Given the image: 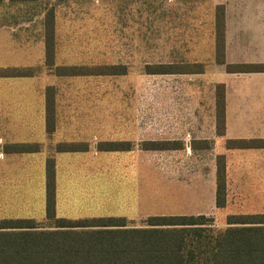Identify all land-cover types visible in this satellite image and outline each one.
Here are the masks:
<instances>
[{
	"label": "rangeland",
	"instance_id": "1",
	"mask_svg": "<svg viewBox=\"0 0 264 264\" xmlns=\"http://www.w3.org/2000/svg\"><path fill=\"white\" fill-rule=\"evenodd\" d=\"M217 2H252L249 5L258 11L260 7H264V0H2L0 21H23L44 15L46 7L51 4L58 21L69 15L82 22L77 24L84 27L85 33L96 35L97 47L100 49L96 56L98 61H119L121 48L137 47L143 50L145 63L191 59L202 61L204 81L212 79L229 84L232 80L240 82L249 78H264V75L227 74L220 64L214 62L212 7ZM28 47L31 49L24 54H0V64H30L37 70L32 76L11 78H38L46 82L59 78L52 73L39 72L40 48L35 46V41L29 43ZM69 59L66 57L64 61L69 62ZM226 60L264 61V50L256 45H247L234 55L228 53ZM157 76L145 72L143 109L146 138H152L153 121L162 116L159 114L184 107L183 102L179 103L178 100L171 104L165 101L168 94L182 93L177 88L169 91L167 81L162 80L160 83ZM160 84L164 88H160ZM200 88L195 87L193 90L195 109L198 108V99L201 98L204 106L208 97L207 84ZM246 117L233 120L228 118V129L222 136L216 137L214 151L212 144L209 148L192 151L193 162L185 172L192 181V194L188 195L187 200L183 193L172 194L153 189L152 182L156 176L152 165V150H145V166L140 169L142 172L138 185L133 183L135 172L132 168L111 157L120 155L122 151H97L95 155L91 149L93 139L66 134L67 137L86 138L91 148L83 152H55L53 144L61 135H48L42 130L40 120H6L9 127L1 130L3 141H38L41 148L39 153H4L0 157V218L31 217L36 221H43V157L48 155L55 161L56 216L78 218L115 215L124 216L129 224L138 225L147 214L189 211L195 214L202 210L212 216V225L216 229L225 225L227 213L264 212V148L226 149L223 145L226 137L264 136V118ZM260 121H263L261 126ZM110 122L108 119L100 120L101 124L96 128H86L84 133L88 134L90 129H96L98 140L120 139L115 129L110 128ZM214 152H223L228 165L226 203L221 209L214 207L213 199Z\"/></svg>",
	"mask_w": 264,
	"mask_h": 264
},
{
	"label": "crops",
	"instance_id": "2",
	"mask_svg": "<svg viewBox=\"0 0 264 264\" xmlns=\"http://www.w3.org/2000/svg\"><path fill=\"white\" fill-rule=\"evenodd\" d=\"M10 1L25 2L27 0ZM0 2H2V0H0ZM221 3L224 6L225 62H244L227 61L226 58L228 53L234 55L239 49L244 48L247 45H256V47H260L264 50V7H260L258 11L249 5L252 2ZM213 8L214 7H212V9ZM53 11L54 64H118L119 62V64L124 67V70L120 73L113 74H55L44 64L43 61V15L40 14L41 16H33L26 20L23 19V21H0L1 55L10 56L14 53L24 54L25 52H29L31 47H28V44L35 41V46L40 48L41 54V69L39 72L43 71L45 73H52L59 76V78H55L51 82L42 81L38 78H28L29 80L11 78L32 76L36 74L37 70L30 64H0V66H27L33 70L30 75L0 76L5 77L4 79H0V157H3L4 153L18 154L40 152L41 145L38 141H3V132L1 131L8 129L9 127L6 124V120L36 118L40 120L42 130L48 135L51 133H59L61 135L56 142L82 141L86 143V149L84 150L57 151L54 149L55 142L53 144V150L55 152H83L91 148H89L86 138H72L67 137L66 134L72 136H87V138L89 137L93 139V148H91L93 149V154L97 151H122L123 153L121 152L120 155L116 154L111 157L112 159L121 161L124 166L132 168L135 172L133 183L139 185L140 172H142L140 169L145 166V149L140 148L139 143L145 139L175 140L179 142V147L177 148L152 150V165L154 166V176H156L153 179L152 185L154 190H165V192H170L172 194L183 193L184 198L187 200L188 195L192 194V181L191 178L187 176V173H185L187 167H190L193 162L192 151L194 149L190 147V140L194 138L209 139L214 151L216 137L222 136L228 129V118H231V120L246 116L253 119L264 118V115H260V113H264V78H249L247 81L240 82L232 80L229 84H227L226 81L212 79H205L204 81V78H202L204 63L202 61L191 59L190 61L202 62L203 71L194 73H153L158 75L157 77L160 83L162 80L167 81L169 91L173 88H177L176 90L182 93H178V95L168 94V96L165 97V101H168V103L171 104V102H177L178 100L179 103L183 102L184 107L181 110L170 109L159 114L162 116H159L153 121L152 131L154 132L152 138H146L145 112L143 109L145 83V61L142 52L143 50L137 47L121 48L119 61L113 59L106 62L98 61L96 56L100 49L97 47L96 35L85 33L84 27L77 24L82 22L80 20H75L69 15L64 16V18L58 21L54 8ZM18 49L21 50L18 51ZM66 57L70 58L68 60L69 62L64 61ZM171 61L178 60H168L163 62ZM216 64H220L224 72L227 74L264 75V71L228 72L225 71L222 63ZM75 76H93L94 78H77ZM217 82L223 83L224 87V131L220 135L216 134L214 129L213 88L214 84ZM205 83L209 87L206 103L203 106L201 104V98L198 99V108L195 109L193 108V90L195 87L200 88L203 85H206ZM241 83L243 85H241ZM48 86L52 87L53 95L54 129L51 132L46 131L44 124V92ZM241 86L242 88H240ZM159 87L161 88L163 86L160 84ZM197 90L200 92L201 88L200 90ZM252 113L256 115L251 116L250 114ZM105 119L111 120L109 125L110 128L115 129V133L120 138L118 140H127L130 143L129 148L123 150L96 149V143L100 141L97 139L96 129H90L88 134L84 132L86 131V128L91 126L96 128L101 124L100 120ZM263 121L259 122L260 126ZM166 133H168L167 136ZM162 135H164V137ZM14 142H36L38 144V149L35 151L22 152L4 150L5 145ZM224 147L226 149H232L225 145ZM215 154L216 153L214 152L213 156ZM46 157L47 156L43 157L44 161ZM224 157L226 203V171L228 165L225 154ZM174 167L177 168L174 170ZM167 168L169 172L167 171ZM175 213H193V211ZM196 213L204 212L199 210Z\"/></svg>",
	"mask_w": 264,
	"mask_h": 264
},
{
	"label": "trees",
	"instance_id": "3",
	"mask_svg": "<svg viewBox=\"0 0 264 264\" xmlns=\"http://www.w3.org/2000/svg\"><path fill=\"white\" fill-rule=\"evenodd\" d=\"M44 64L58 75L113 74L124 70L121 64H54V11L50 4L43 15ZM213 58L228 72L264 71L261 62H225L224 6L213 8ZM146 73H194L203 71L198 61L145 63ZM27 66H0V76L30 75ZM44 124L54 129L52 87L45 89ZM214 129L224 131V87L213 88ZM127 140H100L98 150L129 148ZM228 148L264 147V136L225 138ZM143 149H172L179 142L170 139H145ZM192 149L210 147L206 138L191 139ZM38 149L36 142H14L5 151ZM57 151L86 149L82 141H59ZM54 159L44 161V218H0V264H264V212H230L225 225L213 228L212 216L205 213H152L142 223L129 224L124 216L105 215L67 218L55 215ZM214 206L225 204V157L214 155Z\"/></svg>",
	"mask_w": 264,
	"mask_h": 264
}]
</instances>
